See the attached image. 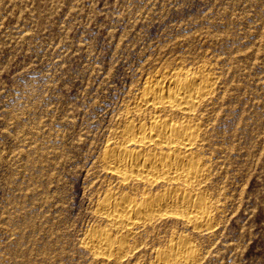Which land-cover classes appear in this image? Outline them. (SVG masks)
Here are the masks:
<instances>
[{"label": "rangeland", "instance_id": "1", "mask_svg": "<svg viewBox=\"0 0 264 264\" xmlns=\"http://www.w3.org/2000/svg\"><path fill=\"white\" fill-rule=\"evenodd\" d=\"M187 69L215 81L193 112L209 175L188 188L209 223L115 227L104 197L175 188L123 183L103 156L129 119L150 124L145 87ZM97 229L112 257L86 247ZM182 242L169 264H264V0H0V264H165Z\"/></svg>", "mask_w": 264, "mask_h": 264}, {"label": "bare ground", "instance_id": "2", "mask_svg": "<svg viewBox=\"0 0 264 264\" xmlns=\"http://www.w3.org/2000/svg\"><path fill=\"white\" fill-rule=\"evenodd\" d=\"M183 71L163 75L154 84L145 87L138 99V107L139 109L149 107L153 110V115L150 117L151 122L148 121L150 124L147 123L148 126L141 125L140 121L138 125L134 123L135 119L128 118L123 134H121L124 136L121 144H114L115 146L103 156L105 162L103 163L107 164L113 175H116L113 176L109 173L110 176L120 178L123 183L127 180L142 181L150 183V185L166 182L167 184L172 183L175 189L169 192L165 190V193L155 195L156 197H151V199L144 197L145 199L142 198L140 202H137L136 199L132 200L131 197L126 201H119L118 198L117 201L116 197L111 200V195V199L107 198L106 192V197L100 201L102 210L100 214H103L115 227L125 228L132 232L134 231L132 229L140 222L153 221V218L165 214L185 217L192 224L198 226L202 223H209V203L205 201V198L203 200L192 195L188 188L194 189L197 187L195 185L201 184V181L209 175L204 157L195 150L201 144L202 138L201 122L194 117L195 115L193 116V112L202 106L212 93L215 81L213 74L204 69ZM151 109L149 110L151 111ZM138 111L140 112V110ZM149 113L151 114V112ZM177 114L181 116L180 120L174 118ZM111 191L110 189L109 192ZM116 229L118 230V228ZM97 230L87 236L86 242H84L86 247L95 251V254L111 256L115 247L118 246H115L116 240H114L113 234L111 233V235L105 230ZM121 244L123 245V243ZM116 250L118 249L116 248ZM189 250L190 247L183 242L172 246L166 252L163 250L164 254L161 252L166 256L163 261L165 264H169L172 258L176 257L185 258L187 261L190 256Z\"/></svg>", "mask_w": 264, "mask_h": 264}]
</instances>
